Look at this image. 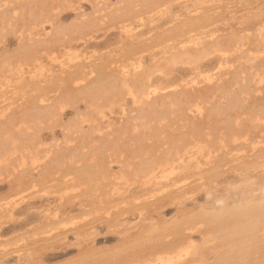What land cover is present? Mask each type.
Segmentation results:
<instances>
[{
    "label": "rangeland",
    "instance_id": "1",
    "mask_svg": "<svg viewBox=\"0 0 264 264\" xmlns=\"http://www.w3.org/2000/svg\"><path fill=\"white\" fill-rule=\"evenodd\" d=\"M147 1L0 0V264H144L203 213L191 264H264V231L209 220L264 198V0ZM192 146L203 189L141 183Z\"/></svg>",
    "mask_w": 264,
    "mask_h": 264
},
{
    "label": "bare ground",
    "instance_id": "2",
    "mask_svg": "<svg viewBox=\"0 0 264 264\" xmlns=\"http://www.w3.org/2000/svg\"><path fill=\"white\" fill-rule=\"evenodd\" d=\"M145 1H147V0H145ZM148 2V1H147ZM150 2V1H149ZM146 3V2H145ZM156 2H154V4H155ZM162 4V3H161ZM148 4H145V6H147ZM152 6V5H151ZM158 6V5H157ZM156 6V7H157ZM163 6V5H162ZM155 7V6H154ZM151 9V8H150ZM155 9V8H154ZM162 9V8H161ZM129 10V9H128ZM151 12V11H150ZM37 57V56H36ZM35 60H37L36 58H35ZM20 72V71H19ZM22 73V72H21ZM123 73V72H122ZM124 75H126V74H124ZM85 80V79H84ZM110 81H113V80H110ZM110 81H108V82H110ZM107 82V83H108ZM104 83H105V81H104ZM103 83V84H104ZM112 83V82H111ZM101 84V83H100ZM102 84V85H103ZM106 84V83H105ZM104 84V85H105ZM116 83L114 82V85H115ZM98 85V84H97ZM96 85V86H97ZM123 85V84H122ZM106 86V85H105ZM110 86V85H109ZM111 86H113L112 84H111ZM110 86V87H111ZM116 86V85H115ZM120 85H118V87L117 88H120L121 90L122 89H125L126 87H122V86H120ZM95 87V86H94ZM107 87V86H106ZM105 87V88H106ZM108 88L107 87V89H105L104 88V86L102 87V89H105L106 91H103V90H101V87L98 89V90H96V88L94 89V90H96L95 92L93 91V89H91L92 91L91 92H93V96L94 95H97V93L96 92H98V96H99V93H100V95H101V92H100V90L101 91H103L104 93H102V94H104V95H101L102 96V99H103V96H105L106 98H112V97H114L115 95H116V93L117 92H119L120 90L119 89H117L118 91H112V88H114V87H112V88ZM122 87V88H121ZM127 89H129V88H126V91L125 92H130V91H127ZM148 92V91H147ZM121 93V95H120V98H119V100H121V96H123V94H126V93H124V90H123V92L121 91L120 92ZM134 93V92H133ZM90 94V93H89ZM128 94V93H127ZM129 94H131V92L129 93ZM132 95V94H131ZM147 95V94H146ZM89 96H91V95H89ZM92 96V98L93 99H95V97H93ZM134 96V95H133ZM97 97V96H96ZM118 97H119V95H118ZM118 97H116V98H118ZM110 98V99H111ZM97 99H99L98 97H97ZM97 99H95L96 101H99L100 99H101V97H100V99L99 100H97ZM101 99V100H102ZM105 99V98H104ZM113 100H114V98H113ZM118 100V99H117ZM105 101H106V99H105ZM110 100L108 99V102H109ZM114 101H116V100H114ZM114 101H112V102H114ZM100 102H102V101H100ZM107 102V101H106ZM97 103V102H96ZM95 103V104H96ZM104 103V102H103ZM98 104H100V103H98ZM102 104V103H101ZM98 106H101V105H98ZM199 109V108H198ZM50 112V111H49ZM98 112V111H97ZM41 113V112H40ZM51 113V112H50ZM99 113V112H98ZM41 115H42V113H41ZM45 116H47L46 114H45ZM40 117V116H39ZM0 129H2L3 130V128H0ZM2 131L0 130V136H1V138L3 139V138H5L3 135H1V134H4V133H1ZM7 132V131H6ZM9 138V137H8ZM12 138V137H11ZM1 139V141L3 142H5V140H6V138L4 139V140H2ZM26 139V138H25ZM29 139V138H28ZM31 139H33V138H31ZM35 139V138H34ZM0 141V143H2ZM7 141V145H9L8 144V140H6ZM11 140H10V138H9V142H10ZM26 141H27V139H26ZM25 141V142H26ZM31 141H33V140H31ZM3 142V143H4ZM18 142V141H17ZM21 142V141H20ZM24 142V143H25ZM28 142V141H27ZM23 143V144H24ZM32 143V142H31ZM35 143V142H34ZM189 143V142H188ZM26 144V143H25ZM189 144H191L192 145V142L191 143H189ZM4 145H5V148H8V146H6V144H3L2 146L4 147ZM14 145V144H13ZM33 145V144H32ZM179 145V144H178ZM195 145V144H194ZM11 146V145H10ZM25 146V145H24ZM28 146V145H27ZM4 148V149H5ZM195 148V146H192V147H189V148H183V149H179L178 148V150H176L175 152H173V153H170V154H168L167 156H163L164 157V161L163 160H160V161H163V165H162V163L158 160L157 162L156 161H154L153 163H149L148 162V164H150V165H148L147 163V165H145V166H143L142 168L140 167V169H139V173H140V177H142L144 180L141 182V183H145V184H143V185H148V184H150V185H156V186H158V185H161V188H159L158 190L159 191H161V189H163V188H169L166 192H165V196H167V197H173V196H180V195H183V194H186V193H188V191L189 190H192V189H196V188H201L202 187V185H205V177H204V175H202V173H203V171H206V172H209V168H207V169H205V170H200V171H197V172H194V171H192V170H189L192 166H194V165H196L197 163H195L196 161H197V159H198V157L196 156V152L193 150ZM173 149V148H172ZM1 150H2V148H1V144H0V152H1ZM5 151H7L6 149H5ZM2 152H3V150H2ZM1 152V154H3ZM4 155V154H3ZM162 157V158H163ZM166 157V158H165ZM2 161V160H1ZM145 161V160H144ZM160 162V163H159ZM165 166H167L170 170H171V172L170 173H174L176 170H179V172H180V174L181 175H183V173L182 172H185V175H187V176H185L182 180H179V179H176V180H173V182H170V181H168V182H163L162 183V181L161 180H159L158 179V173L160 172V170H163V167H165ZM194 167H196V166H194ZM190 172V173H189ZM141 173H142V175H141ZM187 173H189V174H187ZM97 175V174H96ZM105 175V174H104ZM195 175H197V177H195V178H193L191 181H189V182H187L186 180L187 179H189V178H191V177H194ZM98 176H100V175H98ZM165 176V175H164ZM103 177V176H102ZM181 181H183V183L182 184H180L179 182H181ZM179 183V184H178ZM141 186H142V184H141ZM145 186V187H146ZM149 186V185H148ZM145 187H143V188H145ZM159 187V186H158ZM151 188V189H150ZM150 188H148V192H150V190L152 191V187H150ZM205 188V187H204ZM155 188H153V190H154ZM157 189V188H156ZM202 189H203V187H202ZM147 191V189H144V191ZM143 191V192H144ZM145 191V192H146ZM144 192V193H145ZM147 192V193H148ZM156 193H158V192H156ZM155 193V194H156ZM152 194V193H151ZM161 194H162V196H164V192L163 193H160V196H161ZM149 195V194H148ZM153 195H154V193H153ZM153 195H151V196H153ZM157 195V194H156ZM155 195V196H156ZM150 196V195H149ZM154 196V197H155ZM158 196V195H157ZM164 196V197H165ZM164 197H162L161 198V200H164ZM155 198H157V197H155ZM149 199V198H148ZM168 199V198H167ZM170 199V198H169ZM145 200H146V198H145ZM161 200H159V198H157V200L156 201H159V202H157V203H159L160 204V202H161ZM248 200V199H247ZM150 201H152V200H150ZM165 201H166V199H165ZM217 202H219V203H221V202H223V199H221V198H218L217 200H216ZM147 201H145V203H146ZM213 202H215V201H213ZM153 203H155V201H153ZM152 203V204H153ZM167 203V202H166ZM222 204V203H221ZM148 205H150V203H148ZM154 205H158V204H154ZM163 205V204H162ZM161 205V206H162ZM161 206H158L160 209H162L161 208ZM164 206V205H163ZM151 207V206H150ZM153 209V208H152ZM233 209L234 210H229V209H226L224 206H220L218 209H217V211L215 212V213H213L212 215H211V219H209L210 220V222H213V223H215V226H216V224H217V226L216 227H219V225H221L222 226V224H223V227H224V224L225 223H230V224H232V222L234 223V221H236V220H239L240 218L241 219H244L245 220V222H244V224H243V226H242V229L244 230V231H249V232H251V235H257L260 231H264V198H262L260 201H253V200H250V201H248V202H245L244 204H242L241 206H239V207H237L236 209L233 207ZM10 210V209H9ZM3 211H5V210H3ZM159 213V212H158ZM161 214V213H160ZM204 214V213H203ZM203 214H196V215H191V217H185V218H183V220H181V221H179V222H177V226H176V224H175V226H174V228H173V231H168L169 232V234H166V235H164L163 234V238L159 235V237H161L162 239H164V236H166V237H168L169 238V236H172V238L170 239H168L167 241H162V243L160 242V240L159 239H161V238H159L158 239V237L156 236V237H154L155 238V241L156 242H160L159 244H153V243H155L154 241H151V240H154V238L153 237H151L150 239H148V240H146L147 242H149L150 241V243H147V244H149L148 245V248L149 247H151L152 245H155L154 247H152V248H150L149 250L147 249H145L146 250V254H141L140 253V256L141 255H143V256H141L142 258H144L143 259V261L145 260V263L144 264H153L152 262H154L155 260L157 261L158 259H159V255L161 254V253H165V255H166V257L164 256V258H166L165 259V261H166V263H168V264H191L192 262H197V261H199V260H202V259H199V253H198V251H197V248H199L198 246L196 247L192 242L193 241H191V239H192V234L194 233H196V232H200L201 233V231H202V229L201 228H198L197 227V224H199V222H201V221H203V223L204 222H208V217H207V219H205L204 220V218L205 217H202L203 216ZM206 214H204V216H205ZM207 216V215H206ZM201 218H203V220H201ZM201 220V221H200ZM206 222V223H207ZM202 223V222H201ZM219 224V225H218ZM227 224H225V226L227 225ZM172 225V224H171ZM214 226V227H215ZM172 227V226H171ZM215 227V228H216ZM229 227V225L228 226H226V228H228ZM232 228H234V227H232ZM235 228H236V226H235ZM217 229V228H216ZM221 229H223V228H221ZM225 229V228H224ZM223 229V230H224ZM172 230V229H171ZM193 230V231H192ZM201 230V231H200ZM205 230V229H204ZM203 230V231H204ZM206 232V231H205ZM175 233H177L178 235H175ZM175 235V236H174ZM157 238V239H156ZM134 242H135V240H133ZM139 241V240H138ZM138 241H136L137 243H138V246H139V243L140 242H138ZM146 241H145V243H146ZM133 243V242H132ZM131 243V245L133 246V244ZM152 243V244H151ZM151 244V245H150ZM130 245V246H131ZM129 246V245H128ZM129 246V248H131L129 251H124V249H118L119 250V252L118 253H120L121 251H124V252H126L127 253V256L126 257H128V258H131V260L133 259V256L136 254V253H138V252H140V251H136V248H132V247H130ZM145 246H146V244H145ZM145 246H143V248H145ZM147 247V246H146ZM128 248V249H129ZM137 248H139V247H137ZM140 250H142V248H140ZM123 252V253H124ZM143 252H144V250H143ZM138 256H139V254H138ZM159 256V257H158ZM139 258V259H136V261L137 260H140V259H142V258ZM134 259H135V257H134ZM128 260H130V259H128ZM130 260V261H131ZM163 260V259H162ZM142 261V262H143ZM133 262H135V261H133ZM132 262V263H133ZM140 262H141V260H140ZM141 262V263H142ZM164 263V262H163ZM135 264H139V261H138V263L136 262ZM158 264V263H157Z\"/></svg>",
    "mask_w": 264,
    "mask_h": 264
}]
</instances>
